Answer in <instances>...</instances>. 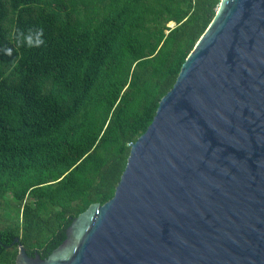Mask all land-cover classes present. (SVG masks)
<instances>
[{"label":"trees","instance_id":"obj_1","mask_svg":"<svg viewBox=\"0 0 264 264\" xmlns=\"http://www.w3.org/2000/svg\"><path fill=\"white\" fill-rule=\"evenodd\" d=\"M219 2L0 0V264L112 198Z\"/></svg>","mask_w":264,"mask_h":264},{"label":"water","instance_id":"obj_2","mask_svg":"<svg viewBox=\"0 0 264 264\" xmlns=\"http://www.w3.org/2000/svg\"><path fill=\"white\" fill-rule=\"evenodd\" d=\"M128 146L112 198L14 264H264V0H220Z\"/></svg>","mask_w":264,"mask_h":264},{"label":"rangeland","instance_id":"obj_3","mask_svg":"<svg viewBox=\"0 0 264 264\" xmlns=\"http://www.w3.org/2000/svg\"><path fill=\"white\" fill-rule=\"evenodd\" d=\"M168 26H169V27H171V25H170V24H169Z\"/></svg>","mask_w":264,"mask_h":264}]
</instances>
